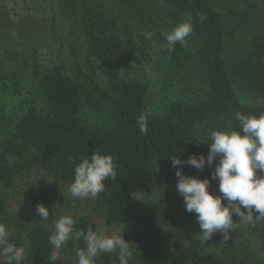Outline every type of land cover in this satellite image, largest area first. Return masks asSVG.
Returning <instances> with one entry per match:
<instances>
[{"label":"trees","instance_id":"trees-1","mask_svg":"<svg viewBox=\"0 0 264 264\" xmlns=\"http://www.w3.org/2000/svg\"><path fill=\"white\" fill-rule=\"evenodd\" d=\"M114 1L117 10L112 14L86 0H62L64 9L78 20L88 57L107 78L106 85L69 77L60 68L36 71L41 105H30L17 122L0 114V130H12L11 138L0 143V220L8 229H15V233L10 232V242L25 248L24 264H53L48 260L53 250L50 227L9 215L1 189L11 190L16 175L34 170L70 186L76 165L99 151L113 157L117 179L105 181L106 191L97 200L107 224L116 226L119 236L129 243L133 251L129 264H259L250 249L233 238L219 252L170 248L184 203L177 192V169L182 168L188 176L211 179L215 168V163L203 171L186 163L174 168L170 158L181 156L186 161L193 154L206 157L209 145L201 142L212 130H240L237 112L252 116L264 113V105L245 106L236 96L239 90L264 98V10L258 16L253 6L239 10L233 4L225 8L223 16L216 5L224 0ZM189 14L194 30L186 44L177 43L171 52L165 36L162 44L172 67L196 68L205 92L194 103L175 102L158 115L150 109L147 87L118 75L130 68L137 48L132 27L162 18L175 28ZM229 26L230 35L240 34L228 54ZM142 116L146 134L140 131ZM152 187L155 199L148 196ZM209 191L220 194L218 180L211 181ZM30 201L36 207L46 206L48 220L54 219L58 205L55 189L36 192ZM75 220L76 231H86L89 226L99 229L88 218ZM249 227L264 252V220ZM76 247H85L82 238L68 241L70 254L76 256ZM55 264H61L60 260ZM95 264H119L118 255L102 253Z\"/></svg>","mask_w":264,"mask_h":264},{"label":"rangeland","instance_id":"rangeland-1","mask_svg":"<svg viewBox=\"0 0 264 264\" xmlns=\"http://www.w3.org/2000/svg\"><path fill=\"white\" fill-rule=\"evenodd\" d=\"M86 1L105 13L113 14L117 10L114 0ZM233 4L239 10L253 6L258 16L264 10V0H224L222 4L216 5V9L224 16L225 8ZM173 28L162 18H156L154 23L143 22L141 26H133L137 48L130 68L118 74L120 78L134 80L147 87L150 109L158 115L165 113L172 103H194L205 92L193 65L175 69L170 64L162 41L164 34ZM231 30V26L226 30L228 54L240 34L230 35ZM55 68L62 69L65 75L72 78L80 77L100 85L107 84V78L98 71L97 63L88 57L86 40L78 20L64 9L62 0H0V114L17 122L30 105L40 106L35 72L46 73ZM236 96L245 106L264 105V98L239 90H236ZM11 135L12 130H0V143L11 138ZM51 188L58 194L53 220L60 216L88 218L105 234L119 235L116 226L107 224L97 198L74 199L68 191V184L55 182L53 177L41 170L18 174L14 177L11 190L1 189L6 198L8 214L50 227L53 220L39 221L41 218L37 215V207L30 198L36 192ZM148 196L156 198L154 187ZM233 219L239 223L238 217L234 216ZM0 223L3 221L0 220ZM9 230L15 233L14 228ZM199 232L195 213H188L183 203L177 216L176 231L170 238L171 249L195 247L219 252L233 238L239 245L250 249L255 262L264 264V252L249 225L241 224L226 241L218 232L213 234L211 240L200 242L196 239ZM68 241L59 250L58 259L61 264H77V257L67 250ZM113 254L118 255V251Z\"/></svg>","mask_w":264,"mask_h":264},{"label":"clouds","instance_id":"clouds-1","mask_svg":"<svg viewBox=\"0 0 264 264\" xmlns=\"http://www.w3.org/2000/svg\"><path fill=\"white\" fill-rule=\"evenodd\" d=\"M204 19L201 15L200 21ZM193 30L189 14L185 22L165 33L169 52L175 50L177 43L185 45ZM236 120L240 130H212L207 140L201 142L209 145L206 157L193 154L186 161L181 156L170 158L174 168L186 163L199 171L215 163L211 179L185 175L182 168L176 171L177 192L183 197L186 211L196 215L200 227L196 239L200 242L211 240L218 232L226 241L241 224L255 226L264 220V113L252 116L237 112ZM140 125L141 133L146 134L143 116ZM74 173L68 191L79 200L97 198L106 191V180L117 179L113 157L99 151L90 158H82ZM212 180L219 181V195L209 191ZM36 211L41 218L39 221L48 220L50 213L46 206L38 204ZM234 216L239 218V223L234 221ZM50 228L49 244L53 250L48 260L53 264L69 239L79 241L81 238L85 247L74 248L77 264H95L100 254L117 251L119 264H129L133 258V251L124 237L107 235L91 226L86 231H76V220L72 216H60L53 220ZM26 258L25 248L11 243L7 225L0 223V264H24Z\"/></svg>","mask_w":264,"mask_h":264}]
</instances>
